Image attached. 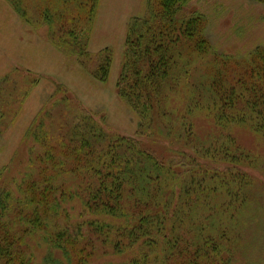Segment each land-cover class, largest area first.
<instances>
[{
  "label": "trees",
  "instance_id": "trees-1",
  "mask_svg": "<svg viewBox=\"0 0 264 264\" xmlns=\"http://www.w3.org/2000/svg\"><path fill=\"white\" fill-rule=\"evenodd\" d=\"M7 1L26 23L46 26L50 42L91 76L107 80L112 48L89 50L100 0ZM190 1L145 0L144 13L128 22L116 86L138 117L134 135L106 130L87 109L58 124L46 104L35 115L22 138L32 143L26 171L6 182L10 168H0V264H88L95 250L85 227L114 254H131L124 264H235L239 216L258 200L259 162L231 129L264 137V45L219 52L208 16L189 9ZM29 92L11 73L0 80V132ZM198 115L221 130L208 143L196 134Z\"/></svg>",
  "mask_w": 264,
  "mask_h": 264
},
{
  "label": "rangeland",
  "instance_id": "rangeland-1",
  "mask_svg": "<svg viewBox=\"0 0 264 264\" xmlns=\"http://www.w3.org/2000/svg\"><path fill=\"white\" fill-rule=\"evenodd\" d=\"M188 8L199 9L208 16L207 35L219 52L242 55L257 45H264V4L256 0H191ZM144 11L145 0H100L89 50L95 53L110 47L113 53L109 76L106 81H100L89 74L76 56L62 52L50 42L46 26L26 23L7 0H0V80L11 73L21 89H30L16 120L0 132V168H10L6 182H16L26 171L32 143L26 144L22 138L45 104L57 124L69 117L72 110L87 109L106 130L134 135L138 117L119 97L116 84L124 59L128 22ZM59 85L66 91L57 90ZM67 94L72 98L68 106ZM20 100L13 104L17 106L11 110L13 116L19 111ZM194 122L201 143H208L221 132L213 120L203 115L195 117ZM231 133L259 162L253 171L258 179V200L239 216L244 230L235 264H264V137L243 126H234ZM70 209L73 216L70 220L77 224L81 204L75 202ZM85 231L92 242L89 249L95 250L88 264H124L131 258V254H114L112 247L104 245L97 234L86 227ZM44 248H35L40 262Z\"/></svg>",
  "mask_w": 264,
  "mask_h": 264
}]
</instances>
